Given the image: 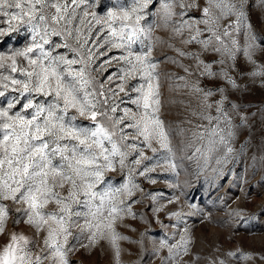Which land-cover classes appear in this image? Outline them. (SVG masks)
I'll return each mask as SVG.
<instances>
[{
    "label": "snow or ice",
    "instance_id": "snow-or-ice-1",
    "mask_svg": "<svg viewBox=\"0 0 264 264\" xmlns=\"http://www.w3.org/2000/svg\"><path fill=\"white\" fill-rule=\"evenodd\" d=\"M254 3L116 0L100 15L102 0H0V264H75L71 257L78 249L102 240L119 264L117 242L128 238L116 224L125 216L165 230L145 260L160 256V264H188L189 219L203 220L205 212L188 199L191 181L182 185L178 179L187 170L177 162L172 128L161 115L159 65L181 67L185 76L169 78L183 81L179 87L199 101L191 115L200 123L179 149H192L183 158L195 162L191 175H205L211 185L222 177L228 182L240 162L264 167V156L246 155L250 140L239 143L252 117L242 98L232 99L241 91L237 77L246 71L241 57L252 65L253 80L264 78V64L255 59L264 39L252 23ZM158 28L180 37L185 47L168 46L181 61H192L190 66L153 57L156 45L164 43L153 37ZM21 32L27 33L23 44H13ZM258 112L264 116V109ZM186 131L177 125L175 135ZM158 169L167 170L164 180L173 190L167 196L145 190V184L160 182ZM109 173L119 179L113 183ZM181 197L189 212H165ZM144 201L151 202L145 212H134ZM227 256L254 259L243 251ZM259 259L264 262V255Z\"/></svg>",
    "mask_w": 264,
    "mask_h": 264
},
{
    "label": "rangeland",
    "instance_id": "rangeland-1",
    "mask_svg": "<svg viewBox=\"0 0 264 264\" xmlns=\"http://www.w3.org/2000/svg\"><path fill=\"white\" fill-rule=\"evenodd\" d=\"M102 2L104 8L99 13L100 15L105 14L116 4V0H102ZM119 2L127 5L130 0H119ZM260 5L261 0H255L251 16L257 34L261 39H264V8ZM26 36L27 33L24 32L18 36L14 35L12 43L16 44L19 40L22 45ZM153 37L164 41V43L156 45L153 52L154 58L158 60H162L164 57L175 58L178 62L189 66L193 63L189 60L181 61L176 52L168 46L171 43L176 48L185 47L180 43V37H173L171 29L158 28L154 31ZM255 59L259 64H264V50L258 49ZM239 63L246 71L243 73V79L237 77L241 91L237 92L232 99L235 101L237 98H242L243 106L248 110L247 115L252 117L239 143H243L246 139L250 140L251 146L246 150L247 156H264V116L258 112V109H264V78L256 77L254 80L251 78L252 65L247 64L244 57L240 58ZM158 71L161 73V92L164 104L161 115L165 123L172 128V144L177 149V162L180 163L182 169L187 170L178 179L182 185L191 181V184L185 188V191L190 194L188 199L205 212L203 220L197 215L191 216L189 219V226L192 229V244L190 255L186 258L188 264H192L196 256L200 257L196 264H211L213 260L217 262L225 260L226 264H264L259 259L261 255H264V214H262V209H264V167L259 164L253 165L252 161L240 162L235 167L234 174L228 177V182H225L222 177L211 185L205 182V175H201L199 178L191 175L195 171V162L183 158L190 155L192 149L189 148L184 152L179 149L182 144H187L193 126L200 123L191 115L193 109L198 110L199 101L194 94L179 87L184 83L183 81L169 78V73L185 76L181 67L165 61L159 65ZM193 79L195 77H189V80ZM186 121H191V123ZM177 125L188 130L184 136L175 135ZM246 163L250 165L247 168ZM156 174H158L160 182L155 185L145 184V190L163 192L165 196L171 194L173 190L164 180L167 170L158 169ZM108 176L113 183L119 179L118 173H109ZM219 184H223V187H217ZM150 203V201H144L143 205H134L133 211L144 213ZM175 209H182L185 213L190 211L183 197L174 204L166 205L165 212ZM234 211H240L243 215L241 217L230 216V213ZM160 215L163 219L164 213ZM242 220L243 222H241ZM11 231V221H9V233ZM16 231L23 232L29 237L32 236V232L26 227H18ZM116 231L121 236L128 238L117 242L119 264H142V262L143 264H160V256L145 260V257H148L152 251L153 241L163 239L165 234V230L158 223L146 225L139 217L133 219L130 216H125L122 220L117 221ZM146 233H152V235L146 239ZM4 243L5 237H0V246ZM83 243L87 244L88 240L84 239ZM239 251L250 253L254 259L237 262L227 256L229 252ZM71 259L75 264H117L114 250L107 240H102L91 248L78 249Z\"/></svg>",
    "mask_w": 264,
    "mask_h": 264
}]
</instances>
